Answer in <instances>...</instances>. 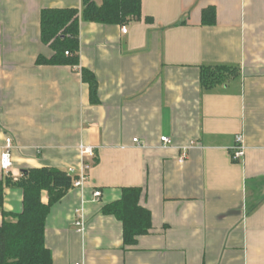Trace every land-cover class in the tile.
Returning <instances> with one entry per match:
<instances>
[{
    "label": "crops",
    "instance_id": "1",
    "mask_svg": "<svg viewBox=\"0 0 264 264\" xmlns=\"http://www.w3.org/2000/svg\"><path fill=\"white\" fill-rule=\"evenodd\" d=\"M209 8L212 27L202 24ZM44 10L79 12V66L38 65L54 56L41 39ZM82 10L83 0H0V161L13 144L0 180L89 166L85 188L47 218L53 264H264V0H142V20L126 26L86 23ZM217 67L236 75L205 89L203 70ZM82 70L97 81V105ZM239 134L247 153L234 163ZM81 145L95 157L82 158ZM125 188L141 189L152 215L133 248L103 213ZM23 200L6 187L4 211L21 214Z\"/></svg>",
    "mask_w": 264,
    "mask_h": 264
},
{
    "label": "trees",
    "instance_id": "2",
    "mask_svg": "<svg viewBox=\"0 0 264 264\" xmlns=\"http://www.w3.org/2000/svg\"><path fill=\"white\" fill-rule=\"evenodd\" d=\"M82 20L106 26H126L131 20H142V0H103L98 6L93 0H83ZM151 23V19L146 20ZM80 22L77 10H44L41 14V39L54 52L50 59L40 58V66H79ZM202 24L212 27L216 24V10L203 12ZM69 53V56L66 54ZM83 81L88 83L94 105L99 104L97 81L88 71L82 70ZM236 71L225 67L206 68L202 73V85L211 89L226 79L235 76ZM74 178L67 172L54 169H33L24 173L22 179L0 180V210L3 222L0 225V264H53L52 253L46 246V222L51 209L60 203L73 189ZM6 187L23 191V211L11 214L4 211ZM47 193L48 202L42 201ZM142 190L125 188L120 201L106 205L103 213L113 216L123 225L124 246H137L138 238L152 230L150 211L140 206ZM7 217L16 221L10 223Z\"/></svg>",
    "mask_w": 264,
    "mask_h": 264
},
{
    "label": "built area",
    "instance_id": "3",
    "mask_svg": "<svg viewBox=\"0 0 264 264\" xmlns=\"http://www.w3.org/2000/svg\"><path fill=\"white\" fill-rule=\"evenodd\" d=\"M122 31L124 34L127 33L126 28H123ZM66 55L69 56V53H67ZM161 143L164 146H172V139L169 137H162ZM134 144L140 145V143L137 139L134 140ZM12 150H13L12 140L10 138H7L5 150L1 156V161H0L1 162V168L6 174L10 173V170H11L12 165H13ZM79 150H80L82 158L85 157L87 159H93L95 157V151L91 147L81 145L79 147ZM246 153H247V147L245 144L244 135L239 134L235 137V144H234V147L232 148V161L234 163H243L244 159L246 157ZM187 159H188V151L186 149L185 152L183 153V155L181 156L179 163L184 164ZM88 171H89V166H87L84 163L80 167L79 172H77L75 169H70L67 172L69 176L74 178L73 189L83 190L85 188V186L89 180ZM101 196L102 195L99 191L94 193L95 199H99ZM75 228H76V231L78 233H83L85 231V219L83 217L82 211L80 212V216L78 217V220L75 223Z\"/></svg>",
    "mask_w": 264,
    "mask_h": 264
},
{
    "label": "rangeland",
    "instance_id": "4",
    "mask_svg": "<svg viewBox=\"0 0 264 264\" xmlns=\"http://www.w3.org/2000/svg\"><path fill=\"white\" fill-rule=\"evenodd\" d=\"M6 221L10 222V223H15L16 220L14 218H12V217H7Z\"/></svg>",
    "mask_w": 264,
    "mask_h": 264
}]
</instances>
